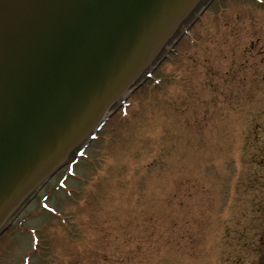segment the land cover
<instances>
[{
	"label": "rangeland",
	"instance_id": "rangeland-1",
	"mask_svg": "<svg viewBox=\"0 0 264 264\" xmlns=\"http://www.w3.org/2000/svg\"><path fill=\"white\" fill-rule=\"evenodd\" d=\"M262 79L264 0H212L3 231L0 264H264Z\"/></svg>",
	"mask_w": 264,
	"mask_h": 264
},
{
	"label": "water",
	"instance_id": "water-1",
	"mask_svg": "<svg viewBox=\"0 0 264 264\" xmlns=\"http://www.w3.org/2000/svg\"><path fill=\"white\" fill-rule=\"evenodd\" d=\"M200 1L0 0V233L164 58Z\"/></svg>",
	"mask_w": 264,
	"mask_h": 264
},
{
	"label": "trees",
	"instance_id": "trees-1",
	"mask_svg": "<svg viewBox=\"0 0 264 264\" xmlns=\"http://www.w3.org/2000/svg\"><path fill=\"white\" fill-rule=\"evenodd\" d=\"M256 247H254V248H256L258 251H257V253H258V255H260V254H262L263 253V251H262V245L261 244H259V243H257V245H255ZM254 264H262V260L260 259H258V261H256V263H254Z\"/></svg>",
	"mask_w": 264,
	"mask_h": 264
}]
</instances>
